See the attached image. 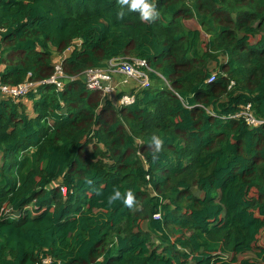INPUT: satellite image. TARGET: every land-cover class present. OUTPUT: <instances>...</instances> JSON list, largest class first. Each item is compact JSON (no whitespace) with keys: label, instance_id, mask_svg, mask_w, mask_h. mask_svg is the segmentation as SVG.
Masks as SVG:
<instances>
[{"label":"trees","instance_id":"obj_1","mask_svg":"<svg viewBox=\"0 0 264 264\" xmlns=\"http://www.w3.org/2000/svg\"><path fill=\"white\" fill-rule=\"evenodd\" d=\"M153 2L0 0V264H264V0ZM117 57L152 69L121 106L82 77Z\"/></svg>","mask_w":264,"mask_h":264},{"label":"built area","instance_id":"obj_2","mask_svg":"<svg viewBox=\"0 0 264 264\" xmlns=\"http://www.w3.org/2000/svg\"><path fill=\"white\" fill-rule=\"evenodd\" d=\"M55 74L47 80V82H51L57 85L58 88H62L63 83L60 80L62 77H66L64 72L57 68ZM152 70L145 60L130 57L123 58L117 57L113 58L108 62V65L103 68H92L88 69L83 73V78L85 82L92 88L101 90L104 95L107 93H113L116 91V87L114 84L110 83L111 74L112 73H121L126 75L128 78H133L139 82L140 87L145 88L150 86V78L148 71ZM216 73L214 72L212 76L207 80L211 82L215 79ZM74 76H70V79H74ZM38 82H25L18 86H3V93L9 95V97L18 99L24 97L25 93L38 86ZM235 82L230 81V86H234ZM135 94H125L120 97L118 100L119 105L129 104L126 101L134 102ZM122 101H125L122 103ZM233 118H243L246 124L250 127H256L263 123L261 119L256 117L252 112V105L248 103L245 108L241 109L238 113L231 115ZM161 212H157L155 214V218H160ZM44 264H52V258L46 257L43 259Z\"/></svg>","mask_w":264,"mask_h":264},{"label":"clouds","instance_id":"obj_3","mask_svg":"<svg viewBox=\"0 0 264 264\" xmlns=\"http://www.w3.org/2000/svg\"><path fill=\"white\" fill-rule=\"evenodd\" d=\"M117 2L121 6V9H122L117 14L118 18L124 17V15H125V12L123 11L124 8H127L128 12L139 13L140 20L142 22H145V23H152L156 19L159 18L160 13L157 11L153 0H117ZM140 88H142V87H140ZM117 93H119V92L117 91V88H116L115 92L107 93L106 96L111 98L112 101L115 102L116 105L121 106L118 104V100L120 98H118L117 100L114 99V96ZM125 94H134V93H124L123 95H125ZM12 99L16 100V102H19V100L21 98H18V99L12 98ZM135 99H136V97H135ZM123 102H125V101H122V103ZM126 102H128L130 104L131 101H126ZM149 146L153 149V152H152L153 160H156V159H158L159 153L161 151H163L164 140L159 135L153 134L151 136ZM87 183L91 184L92 181L89 180V181H87ZM117 201H120L123 203L124 206L131 208L135 205L134 193L131 190H127V191L122 193L118 188H114L113 192L111 194H109V196L107 197V202L109 205H112V204L116 203ZM154 217H155V215H154ZM160 218H156V219H160Z\"/></svg>","mask_w":264,"mask_h":264},{"label":"crops","instance_id":"obj_4","mask_svg":"<svg viewBox=\"0 0 264 264\" xmlns=\"http://www.w3.org/2000/svg\"><path fill=\"white\" fill-rule=\"evenodd\" d=\"M59 58L60 56L56 54L54 60L59 63ZM213 67H214V64L211 65L212 69ZM110 83L116 86L117 91L119 93L124 92V93H134L135 94L136 92L140 90V84L139 82H137V80L133 78L125 77L121 73H112ZM19 102H22L23 104L26 105L27 112L30 114L31 117H34L36 115L34 112V108H33V102L31 100H29L26 97H23L19 100ZM0 164H1V161H0Z\"/></svg>","mask_w":264,"mask_h":264},{"label":"rangeland","instance_id":"obj_5","mask_svg":"<svg viewBox=\"0 0 264 264\" xmlns=\"http://www.w3.org/2000/svg\"><path fill=\"white\" fill-rule=\"evenodd\" d=\"M189 24L192 25L193 23L190 21ZM124 76L127 77L126 75H124ZM55 184H57V182L53 183L52 185H55ZM197 193L198 194H202V192H198V191H197ZM30 207H33V205H30ZM145 227H147V224L146 223H145ZM260 235L258 237L259 238V242H260V244H263L264 243V240H263V237H261ZM154 239L158 243V239L155 238V237H154ZM253 257H255V254L253 252L243 253V254H241V255L238 256L239 259H244V258L253 259ZM187 264H193V261L189 260V263L187 262Z\"/></svg>","mask_w":264,"mask_h":264}]
</instances>
